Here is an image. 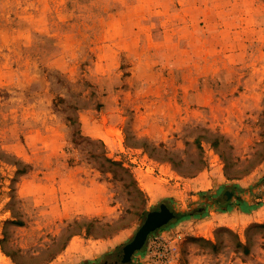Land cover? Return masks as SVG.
<instances>
[{
    "label": "rangeland",
    "instance_id": "374dc122",
    "mask_svg": "<svg viewBox=\"0 0 264 264\" xmlns=\"http://www.w3.org/2000/svg\"><path fill=\"white\" fill-rule=\"evenodd\" d=\"M263 176L264 0H0V264H264Z\"/></svg>",
    "mask_w": 264,
    "mask_h": 264
},
{
    "label": "water",
    "instance_id": "95a60500",
    "mask_svg": "<svg viewBox=\"0 0 264 264\" xmlns=\"http://www.w3.org/2000/svg\"><path fill=\"white\" fill-rule=\"evenodd\" d=\"M174 215V212L165 204H161L159 209L149 211L133 238L121 247L118 254L119 261H129L132 254L142 247L148 235L158 227L167 223Z\"/></svg>",
    "mask_w": 264,
    "mask_h": 264
},
{
    "label": "trees",
    "instance_id": "16d2710c",
    "mask_svg": "<svg viewBox=\"0 0 264 264\" xmlns=\"http://www.w3.org/2000/svg\"><path fill=\"white\" fill-rule=\"evenodd\" d=\"M262 181L264 182V176H263ZM231 197H232V196H230L229 198H224V202L226 203V205H225V207L223 208V210L228 209V208H231L232 206H234V205L232 204ZM237 205H240L241 208H242L244 211L249 212L250 209L257 207V206L259 205V203H256L255 205L250 206V205H248L243 199H241L240 203H237Z\"/></svg>",
    "mask_w": 264,
    "mask_h": 264
},
{
    "label": "crops",
    "instance_id": "0c3cea01",
    "mask_svg": "<svg viewBox=\"0 0 264 264\" xmlns=\"http://www.w3.org/2000/svg\"><path fill=\"white\" fill-rule=\"evenodd\" d=\"M236 215H237V216H242V215H247V213H241V214L236 213ZM209 217H211V216H209ZM228 225H231V224H228ZM232 225H233V224H232Z\"/></svg>",
    "mask_w": 264,
    "mask_h": 264
}]
</instances>
